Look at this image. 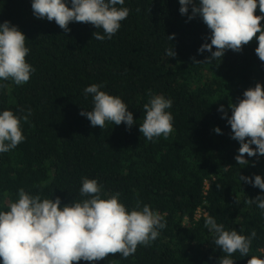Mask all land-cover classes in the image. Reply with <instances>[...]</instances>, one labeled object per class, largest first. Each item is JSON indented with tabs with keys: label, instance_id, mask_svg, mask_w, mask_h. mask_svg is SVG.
<instances>
[{
	"label": "trees",
	"instance_id": "1",
	"mask_svg": "<svg viewBox=\"0 0 264 264\" xmlns=\"http://www.w3.org/2000/svg\"><path fill=\"white\" fill-rule=\"evenodd\" d=\"M31 3L0 0V23L10 21L25 34L26 61L35 69L23 86L0 80L8 85L0 88V112L20 117L25 137L15 149L0 153V211L10 210L21 188L41 200L60 197L61 207L80 202L86 198L80 188L87 177L102 185L101 199L119 193L129 212L137 202L139 209L148 205L164 217L166 227L127 258L117 253L78 264H217L226 254L205 227L207 216L226 231L245 237L256 232L248 256L232 254L234 264H247L252 256L264 259V210L246 203L264 192L239 179L264 178V156L246 157L250 163L238 165L240 144L218 111L223 105L230 117V103H238L256 83L264 85V62L255 53L258 40L241 52L226 50L221 60L196 63L193 57L204 61L211 55L198 52L210 43L211 33L202 17L188 19L191 6L188 15L179 12V0H125L117 7L129 8V16L103 41L93 37L103 30L91 24L71 22L65 34L55 21L37 19ZM169 48L174 58L166 55ZM91 84L122 99L134 116L131 129L108 121L103 129L92 127L79 114L94 107L92 96L84 95ZM149 90L172 101L166 111L174 130L167 139L148 141L139 132Z\"/></svg>",
	"mask_w": 264,
	"mask_h": 264
},
{
	"label": "clouds",
	"instance_id": "2",
	"mask_svg": "<svg viewBox=\"0 0 264 264\" xmlns=\"http://www.w3.org/2000/svg\"><path fill=\"white\" fill-rule=\"evenodd\" d=\"M125 0H32L31 9L37 19L55 21L67 34L69 23L91 24L102 29L103 34L95 31L93 37L103 41L111 39L121 27V21L130 13L124 5ZM179 12L188 15L191 6V20L197 15L210 30V43L205 42L199 53H211L204 61L221 60L226 50L241 52L255 38L258 46L255 53L264 62V0H179ZM259 9L261 15H256ZM139 11V9H137ZM175 34L168 36L173 40ZM25 34L10 21L0 23V80H11L17 86L27 84L35 69L26 61L29 48L25 46ZM215 48V51H213ZM170 58L176 56L173 48L166 50ZM8 87L0 84V88ZM102 85L91 84L84 89V95L92 96L94 107L91 111L81 110L92 127H105L106 121L128 129L135 124L134 116L121 98L100 90ZM144 104L146 113L139 132L148 141L163 136L165 139L173 132V116L166 109L171 108V99L163 95H151ZM231 116L228 117L223 105L218 111L231 127V138L239 142L240 147L235 160L238 165L247 166L246 157L264 156V85L256 83L243 93L238 103H230ZM31 110H28V115ZM28 115L23 119L27 121ZM21 118L11 110L0 112V153L13 150L24 139L21 130ZM214 131L222 134L216 127ZM255 145V147H253ZM255 166V163H252ZM230 166H225L228 171ZM240 181L251 184L264 192V178L240 175ZM102 185L95 179H82L80 195L86 197L80 202L61 207L60 197L43 199L39 195H30L23 188L18 190V200L9 205L8 211H0V260L2 264H78L81 260L96 262L104 260L109 254H121L123 258L133 255L138 245H149L159 236V230L166 227L164 217L144 205L130 212L119 202V193L108 199H101ZM238 203L239 201L236 200ZM246 203L264 210V195L249 198ZM139 209V210H137ZM205 227L215 234L214 243L226 255L220 257L217 264H234L230 257L239 252L248 256L252 239L238 234L236 230L226 231L224 226L207 216ZM264 252V249H260ZM247 264H264V259L252 256Z\"/></svg>",
	"mask_w": 264,
	"mask_h": 264
}]
</instances>
